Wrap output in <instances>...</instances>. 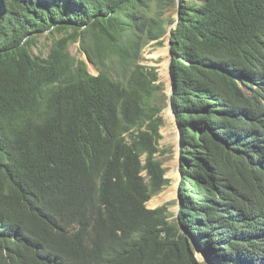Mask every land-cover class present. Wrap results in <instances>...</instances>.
<instances>
[{
    "label": "trees",
    "instance_id": "1",
    "mask_svg": "<svg viewBox=\"0 0 264 264\" xmlns=\"http://www.w3.org/2000/svg\"><path fill=\"white\" fill-rule=\"evenodd\" d=\"M174 4L0 0V264H264V0L181 2L179 210L146 206L168 179L141 52Z\"/></svg>",
    "mask_w": 264,
    "mask_h": 264
},
{
    "label": "rangeland",
    "instance_id": "2",
    "mask_svg": "<svg viewBox=\"0 0 264 264\" xmlns=\"http://www.w3.org/2000/svg\"><path fill=\"white\" fill-rule=\"evenodd\" d=\"M192 0H179L178 3L175 0V4L167 9L166 17L169 18L168 28L173 24L178 12V6L181 2H187ZM196 1V0H195ZM167 34L157 41L148 43L143 49L141 54L140 64L146 67L148 70L154 68L158 75V82L161 85L160 91L156 93L155 98L152 100V104L161 108L160 116L162 117L163 124L159 128L160 139L158 141V148L160 153L157 154V159L161 161L162 167L165 170L168 183L163 189L156 195L152 196L146 203L148 209H154L161 206H166L173 220L179 210V187L181 180L180 167L177 168L178 163V149L177 138L179 133V126L176 122V114L168 104V93L170 86V63L174 56L170 52L172 46ZM38 43L31 49V52L36 55L42 53L46 56L50 50L51 42L47 38L46 34L42 35L38 40ZM69 52L71 55L77 58H84V53L80 48L79 41H76L69 46ZM89 71L93 73L91 68ZM180 134V133H179ZM154 200V204L151 202ZM199 261H203L205 258L198 253Z\"/></svg>",
    "mask_w": 264,
    "mask_h": 264
},
{
    "label": "water",
    "instance_id": "3",
    "mask_svg": "<svg viewBox=\"0 0 264 264\" xmlns=\"http://www.w3.org/2000/svg\"><path fill=\"white\" fill-rule=\"evenodd\" d=\"M178 1L179 0H176L177 3H178ZM179 12H180V6H178V12H177V15H176V18H175L173 24L171 26H169V28H168V37H167L168 39H169V36L171 35V30L173 28H175L177 26L178 22H179V17H180ZM83 60H85L88 68H91V70L93 71L94 75H97L98 72H97L96 68L87 59V57H86L85 54H84ZM169 77H170V75H169ZM169 79H170V86H169V93H168V104L172 108V106H171V99L170 98H171V95L173 93V87H172V83H171V78H169ZM179 140H180V134L178 133V138H177V144H178V146H177V149H178V158H179V160H178V163H177V168L180 167V149H181V145H180V141ZM164 177L166 178L167 176L164 175ZM181 178H182V175H181ZM196 257H197V259L199 258L198 257V252L196 253Z\"/></svg>",
    "mask_w": 264,
    "mask_h": 264
},
{
    "label": "bare ground",
    "instance_id": "4",
    "mask_svg": "<svg viewBox=\"0 0 264 264\" xmlns=\"http://www.w3.org/2000/svg\"><path fill=\"white\" fill-rule=\"evenodd\" d=\"M54 236V235H53Z\"/></svg>",
    "mask_w": 264,
    "mask_h": 264
}]
</instances>
